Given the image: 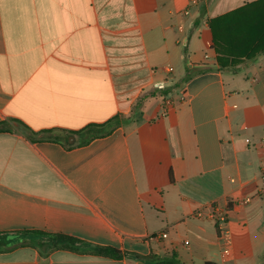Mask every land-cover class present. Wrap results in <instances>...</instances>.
<instances>
[{
  "label": "crops",
  "instance_id": "1",
  "mask_svg": "<svg viewBox=\"0 0 264 264\" xmlns=\"http://www.w3.org/2000/svg\"><path fill=\"white\" fill-rule=\"evenodd\" d=\"M255 1L0 0V264H264V54L220 70L209 25Z\"/></svg>",
  "mask_w": 264,
  "mask_h": 264
},
{
  "label": "trees",
  "instance_id": "2",
  "mask_svg": "<svg viewBox=\"0 0 264 264\" xmlns=\"http://www.w3.org/2000/svg\"><path fill=\"white\" fill-rule=\"evenodd\" d=\"M209 25L213 37L212 49L216 54V60L220 70H237L243 63L253 61L258 56L264 54V0L247 3L240 8L213 18L209 21ZM210 70H212L211 67L203 65L200 73ZM190 77L191 75H188L187 79ZM168 92L164 91L163 94L166 95ZM140 102L136 105L137 108L140 106ZM127 120L125 117L117 115L104 124H91L82 131L73 134L79 135L82 143L86 144L94 138L109 135L116 127ZM14 122L17 125V128L14 130L21 131L27 137L35 134L22 122L17 120ZM0 132H4V130L0 129ZM48 133L51 136L44 138L53 141H62L61 136L54 135L51 131L44 132V134ZM31 140L34 141L33 138ZM22 237L32 240L43 239L44 242L40 243L39 247L47 254L56 249H70L74 251L79 244H82V241L71 236L52 235L39 231H25ZM94 252L99 256L112 259H120L123 257V254L119 250L112 247L95 248ZM164 264L182 263L174 255Z\"/></svg>",
  "mask_w": 264,
  "mask_h": 264
},
{
  "label": "built area",
  "instance_id": "3",
  "mask_svg": "<svg viewBox=\"0 0 264 264\" xmlns=\"http://www.w3.org/2000/svg\"><path fill=\"white\" fill-rule=\"evenodd\" d=\"M166 71L168 73H171L172 69L166 68ZM156 88L160 89V90H164L165 85L163 83H160V84L156 85ZM258 150L262 156L261 177H262V181H263V190H264V140H261L260 143L258 144ZM249 202H250V198H246V199H241L240 201H237L235 204H236L237 208H240L241 206L246 205ZM197 216L200 217L201 213H197ZM209 218L211 220H213L218 225V227H220V229L224 232V234H226V230H225L224 226L228 224L229 216H228V213L225 209H223L220 205L212 206ZM160 236H161V238H165V237H167V234L163 233V234L159 235L158 237L160 238Z\"/></svg>",
  "mask_w": 264,
  "mask_h": 264
},
{
  "label": "rangeland",
  "instance_id": "4",
  "mask_svg": "<svg viewBox=\"0 0 264 264\" xmlns=\"http://www.w3.org/2000/svg\"><path fill=\"white\" fill-rule=\"evenodd\" d=\"M227 75H228L227 77L230 76L229 74H227ZM177 78H178V77H177ZM135 109H137V106H136ZM21 242H22V237H17V238H15V239L11 240L9 245L19 244V243H21ZM30 253H31V250H29V249H27V250H25V251H18V252H16V253L11 254V258H14V259H24V258H26Z\"/></svg>",
  "mask_w": 264,
  "mask_h": 264
}]
</instances>
